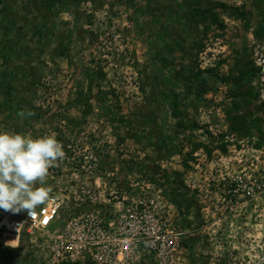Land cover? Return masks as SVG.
<instances>
[{
  "label": "rangeland",
  "instance_id": "obj_1",
  "mask_svg": "<svg viewBox=\"0 0 264 264\" xmlns=\"http://www.w3.org/2000/svg\"><path fill=\"white\" fill-rule=\"evenodd\" d=\"M0 132L65 152L0 264H264V0H0Z\"/></svg>",
  "mask_w": 264,
  "mask_h": 264
},
{
  "label": "clouds",
  "instance_id": "obj_2",
  "mask_svg": "<svg viewBox=\"0 0 264 264\" xmlns=\"http://www.w3.org/2000/svg\"><path fill=\"white\" fill-rule=\"evenodd\" d=\"M64 158L63 145L54 134L34 138L0 132V209L13 214L25 211L35 220V209L52 191L47 186L49 169Z\"/></svg>",
  "mask_w": 264,
  "mask_h": 264
},
{
  "label": "built area",
  "instance_id": "obj_3",
  "mask_svg": "<svg viewBox=\"0 0 264 264\" xmlns=\"http://www.w3.org/2000/svg\"><path fill=\"white\" fill-rule=\"evenodd\" d=\"M59 208L60 202L56 197L50 196L45 203L35 209L37 213L35 220H32L25 211L13 214L0 209V234L7 240H17L25 233L47 230L55 223Z\"/></svg>",
  "mask_w": 264,
  "mask_h": 264
},
{
  "label": "trees",
  "instance_id": "obj_4",
  "mask_svg": "<svg viewBox=\"0 0 264 264\" xmlns=\"http://www.w3.org/2000/svg\"><path fill=\"white\" fill-rule=\"evenodd\" d=\"M217 5L225 7L223 3H218ZM193 10L196 11V12L209 13L210 15H213V14L210 13V9L209 8L201 9V8L195 7ZM136 11L141 13L140 8L136 7Z\"/></svg>",
  "mask_w": 264,
  "mask_h": 264
}]
</instances>
